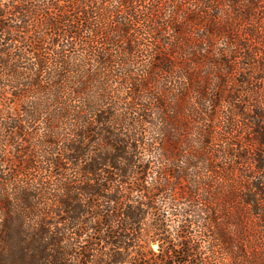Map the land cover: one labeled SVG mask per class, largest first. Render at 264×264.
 <instances>
[{"label":"trees","instance_id":"16d2710c","mask_svg":"<svg viewBox=\"0 0 264 264\" xmlns=\"http://www.w3.org/2000/svg\"><path fill=\"white\" fill-rule=\"evenodd\" d=\"M0 264H264V0H0Z\"/></svg>","mask_w":264,"mask_h":264}]
</instances>
